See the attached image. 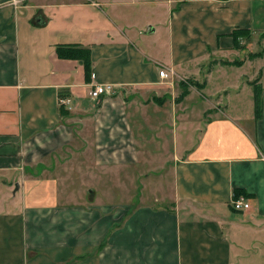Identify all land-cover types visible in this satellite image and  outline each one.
<instances>
[{"label": "crops", "instance_id": "0c3cea01", "mask_svg": "<svg viewBox=\"0 0 264 264\" xmlns=\"http://www.w3.org/2000/svg\"><path fill=\"white\" fill-rule=\"evenodd\" d=\"M176 2L0 0V264H264V0Z\"/></svg>", "mask_w": 264, "mask_h": 264}, {"label": "rangeland", "instance_id": "374dc122", "mask_svg": "<svg viewBox=\"0 0 264 264\" xmlns=\"http://www.w3.org/2000/svg\"><path fill=\"white\" fill-rule=\"evenodd\" d=\"M75 1H79V0H75ZM115 1L116 2H118V1L122 2V4H120L121 6H119L117 8V10L122 11V13L125 14V22L133 21V22L137 23V26H138V24H139V27L143 26L142 27L143 29H141L142 32L147 31V28H146L147 25H145V24H147V21H150V22H152V24H155L158 26V29L155 33L147 36V38H146L147 41L149 39H153V40L159 41V44L166 42V32H165V30H163V28H164V26H166L165 23L167 21L168 7H170V10H172L174 8V6L177 5V2H176L177 0H145L146 2L144 4L141 3V4H137V6H129V7H127L126 5L122 6V5L126 4L125 2H129V0H115ZM109 11H110L109 8H107V7L104 8V12H106V14L111 16ZM205 92H207V91H205ZM207 94H208V92H207ZM200 101H203V103L207 106L208 103L206 100L200 99ZM203 103H202V105L205 108V105ZM150 145H153V144H150ZM152 168L156 169V168H158V165H154V166L149 167V168L144 167V166H140V168H138V171L143 172L142 175H146L147 174L146 172H148L150 174L149 169H152ZM143 180L141 182H136L134 184L131 181L128 184L126 183V187H127L126 190L118 189L117 191H115V194L113 195L112 201L122 202L123 200H127L130 203L131 201H137L138 199H140V200H142L143 198L145 199L146 194L143 195V192H144L143 189H140L139 192H137V190H138L137 187L140 185L142 186ZM123 185H124V183H123ZM132 189H133V191H132ZM135 195H138L140 197L139 198H138V196L135 197Z\"/></svg>", "mask_w": 264, "mask_h": 264}, {"label": "built area", "instance_id": "2783aa9c", "mask_svg": "<svg viewBox=\"0 0 264 264\" xmlns=\"http://www.w3.org/2000/svg\"><path fill=\"white\" fill-rule=\"evenodd\" d=\"M159 78L161 80H169L172 74L168 73L166 70L159 71ZM114 90L110 85H95L93 89L89 92V97L91 99H98L102 95H111L113 94ZM69 99L60 98L59 104L60 105H67L69 104ZM231 208L235 212H242L249 209L250 205L247 203L245 197L243 195H239L237 197H232L231 200Z\"/></svg>", "mask_w": 264, "mask_h": 264}, {"label": "trees", "instance_id": "16d2710c", "mask_svg": "<svg viewBox=\"0 0 264 264\" xmlns=\"http://www.w3.org/2000/svg\"><path fill=\"white\" fill-rule=\"evenodd\" d=\"M244 31H236L232 33V38L233 41L236 45V47L238 46V42H237V37H239L240 34H242ZM78 52L75 56H73V58H76L78 60H80L85 66L88 65L89 63V51L87 49H83L80 51V49H77ZM76 52V49H71L70 54L68 57H72V55H74ZM195 86V84H194ZM253 101H254V113L256 114V118H259V115L261 114V104H260V91L259 89L254 90L253 92ZM243 194L241 191H235L234 192V197H237L239 195Z\"/></svg>", "mask_w": 264, "mask_h": 264}]
</instances>
